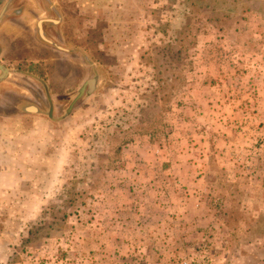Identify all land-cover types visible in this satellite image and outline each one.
<instances>
[{
  "label": "rangeland",
  "instance_id": "rangeland-1",
  "mask_svg": "<svg viewBox=\"0 0 264 264\" xmlns=\"http://www.w3.org/2000/svg\"><path fill=\"white\" fill-rule=\"evenodd\" d=\"M50 2L66 51L0 83V264H264V0Z\"/></svg>",
  "mask_w": 264,
  "mask_h": 264
},
{
  "label": "crops",
  "instance_id": "crops-1",
  "mask_svg": "<svg viewBox=\"0 0 264 264\" xmlns=\"http://www.w3.org/2000/svg\"><path fill=\"white\" fill-rule=\"evenodd\" d=\"M31 7L34 9V4H31ZM36 11H40V9H36ZM38 18L45 17L40 15ZM35 21L36 17L24 12L18 17L11 16L6 22L3 21L0 24V63L4 65L3 69H5L3 75L0 74V83L6 81L5 78L11 75V65H16L20 58L32 60L31 54L36 49L44 51L45 55L50 52L55 54L57 50L66 51L57 45L55 37L48 32L45 34L50 41L42 39L43 37L41 38L37 32L35 34L34 32L37 30L34 25ZM34 39H37V42ZM16 106L17 104L10 109L14 110L13 114L18 110ZM0 165L4 168V123H0ZM3 172L2 169L1 173Z\"/></svg>",
  "mask_w": 264,
  "mask_h": 264
},
{
  "label": "flooded vegetation",
  "instance_id": "flooded-vegetation-1",
  "mask_svg": "<svg viewBox=\"0 0 264 264\" xmlns=\"http://www.w3.org/2000/svg\"><path fill=\"white\" fill-rule=\"evenodd\" d=\"M46 3L45 8L49 10V6H51L50 0H44ZM31 5L30 3H27V0H0V24L4 21L6 22L9 17L14 16L18 17L24 12H28L27 6ZM51 11L55 13V9L50 7ZM29 13V12H28ZM32 15V14H30ZM33 16V15H32ZM45 17V16H44ZM36 31L41 36L42 39L45 41H50V39L47 38L46 32L50 34V30L52 28H55L59 20H57L55 17L46 16L45 18H39L38 21H36ZM43 32V33H42ZM54 37V35H52ZM4 65H1L0 63V74L3 75L4 73ZM0 75V77H1Z\"/></svg>",
  "mask_w": 264,
  "mask_h": 264
},
{
  "label": "trees",
  "instance_id": "trees-1",
  "mask_svg": "<svg viewBox=\"0 0 264 264\" xmlns=\"http://www.w3.org/2000/svg\"><path fill=\"white\" fill-rule=\"evenodd\" d=\"M130 141H131V140H129V139H124V140L122 141V144L119 145V146L117 147V150L120 151V150L125 146V144H127V143L130 142Z\"/></svg>",
  "mask_w": 264,
  "mask_h": 264
}]
</instances>
